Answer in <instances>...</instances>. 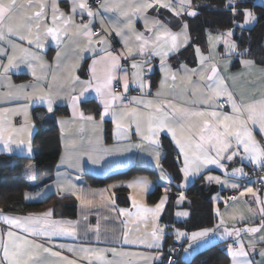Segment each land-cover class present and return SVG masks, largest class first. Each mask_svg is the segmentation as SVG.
I'll use <instances>...</instances> for the list:
<instances>
[{
    "label": "snow or ice",
    "instance_id": "snow-or-ice-1",
    "mask_svg": "<svg viewBox=\"0 0 264 264\" xmlns=\"http://www.w3.org/2000/svg\"><path fill=\"white\" fill-rule=\"evenodd\" d=\"M238 0H229L232 7L229 9L233 13V21L243 17L242 23H234V28L241 31L246 25L251 24L258 18L249 9L241 10L237 7ZM158 5L173 13V20L160 19L159 8H155V14L147 15L150 8ZM226 7H228L226 5ZM50 10V17H49ZM101 10L104 12H117L123 19L106 20L101 16ZM197 13L192 10L191 0H100L98 9H93L88 0H70V10L65 13L59 7L58 0H26L21 3L20 0H0V80L11 82L10 73L14 70H20L24 65L31 75L37 80L46 79V77L37 76L36 68L45 67L43 57L38 54L40 49L45 47V41L49 38L55 41L57 46L69 36L79 38L78 47L80 51L103 52L97 59H94L90 66L91 78L88 81H81L79 77L71 76L68 84L71 93L74 95L65 96L69 100L73 109V116L79 115L80 119L87 120L93 126L99 129L102 125L105 115H111L115 124L114 138L117 141L130 139L129 129L135 124V134L140 138L137 144H130L128 148H142L145 143L151 149V153L160 167L162 145L159 140L161 132L166 131L171 135L172 140L179 148V153L183 155V167L180 171L183 178L187 180L190 176L198 175L201 171L210 165L218 168H225L224 162H232L239 156L241 160H248L258 168L264 169V144L257 141L253 135V126L259 127L261 133H264V94L260 99L244 100L238 98L232 91L228 90L225 77L222 76L215 63H209L212 59L223 60L225 57L236 54L238 45L232 39L234 29H229L225 33H220L216 37L209 36L212 43H223L224 53L218 57L213 49L211 57H205L196 48V53L200 57V69H189L186 65H181L183 75L179 71L173 72L171 66L167 64L170 55L179 51L180 47L186 46L189 41L187 34L188 24L183 20L184 15L195 16ZM86 15L87 22L83 17ZM80 16V22L76 17ZM99 18L101 31L94 30V22ZM139 18L143 20L145 31H138L135 27V21ZM174 24L179 26L180 31H173L169 26ZM115 33L120 38L122 50L114 54L111 45V34ZM95 39L96 45H93ZM19 41V42H17ZM24 42L31 47H25ZM33 48L36 51H33ZM247 51V50H245ZM19 53V55H18ZM241 53L240 55H243ZM139 57V59H137ZM159 57L161 71L164 73V79L160 83V89L166 87H175V82L179 78L188 85L186 92L192 96H198L197 99L188 101L191 107H182L172 104L171 101H144L142 98L131 97L127 104L123 103L125 96L118 94L113 88V81L122 80L123 92L127 93L130 87L129 73L121 65V60H132L131 63V83L143 92L146 87L145 73L151 72V63L153 58ZM60 58V52H57V60ZM82 58V57H80ZM245 66L252 65V60H242ZM101 70H97V66ZM78 66V65H76ZM118 70L122 75L118 76ZM210 73V74H209ZM198 80H193L197 77ZM171 77L172 84H169ZM55 79V76L53 77ZM80 85L77 92L75 85ZM150 87V84L147 85ZM20 95L29 102H39L46 104L48 112L53 111V105L57 99L61 98L60 91H53L52 85H47V90L40 87L39 84H27L13 86ZM29 88L31 92L27 91ZM89 89H94L96 96L103 106L101 121L96 122L94 116H85L79 110L81 103L88 101ZM199 94V95H198ZM161 91H157L156 96L160 97ZM226 97L221 102L220 98ZM230 104L231 114L223 111L224 105ZM136 105L137 107H133ZM200 106H207L210 110H201ZM143 109H151L144 111ZM119 109L117 111L116 109ZM22 113L24 122L16 126L9 118L11 115ZM64 121H61L63 124ZM33 125L29 118L28 105L21 109L0 110V145L3 149L11 152L13 146L26 149L28 153L32 149V130ZM99 144V141H97ZM96 153H110L112 149L97 147L93 149ZM88 159L93 163H99L102 155L94 156L92 152L85 153ZM31 166H29V173ZM232 174L235 176L245 175L243 168L233 167ZM161 175H164L161 169ZM208 181L220 183V177L207 176ZM226 185L227 180L223 181ZM139 186L147 190L148 182L137 181L129 186ZM232 188H238L235 182L231 183ZM69 188L75 186L69 184ZM106 190L96 192L89 190L85 193L81 190L79 195L73 190L72 194L80 201L84 207L91 206L94 198L99 196L102 201L109 203L112 211H118L119 215L132 217L133 213L128 209H117L115 200H109L104 195ZM165 196L154 207L148 208L136 201L133 205L136 208V215L147 220V214H151L153 219V229L149 234L151 242L147 239H141L139 243L145 244L148 248H161V242L164 236V228L157 223L159 215L167 201L169 188H165ZM256 200V203L262 205L259 209L260 224L256 227H229L223 219L222 214L217 210V216H221L220 223L215 229H202L188 235L185 232L177 230V237L187 236L190 243L199 241L207 237L211 232H217L225 240L231 239L232 243L227 244V252L231 256V264H264V248L259 250L260 261L252 258V253L256 251L257 243H264V200H261L251 187L245 189ZM244 195V192H241ZM91 197V198H90ZM29 198V194H26ZM184 199L181 193L177 203ZM233 201L236 197L231 198ZM249 208V212H251ZM53 210L49 209L39 215H28L24 217H10L0 210V221L7 225L6 229H0V264H51L49 256L57 257L60 264H78L75 259H69L62 256L60 251H53L51 246L52 238L55 236H76V222L51 219ZM177 216H188L187 212H177ZM231 219L236 220V213L228 214ZM87 217H85L86 219ZM239 221H254L255 214L251 217L239 215ZM15 229L26 234H20ZM222 229V230H221ZM99 233V226L96 228ZM259 233L257 237L255 234ZM6 237V238H5ZM29 237L42 238V242ZM99 239V235H97ZM124 243H135L130 241L127 232L124 233ZM59 248H67L74 254H82L80 259L93 264V259L98 264H112L107 261L103 255L106 250L88 247L75 248L73 246L60 244ZM116 254V249H111ZM44 254H49L48 256ZM162 253L158 251L155 256L145 255L143 259L145 264L151 261H159V264H174L173 261L161 259Z\"/></svg>",
    "mask_w": 264,
    "mask_h": 264
},
{
    "label": "crops",
    "instance_id": "crops-1",
    "mask_svg": "<svg viewBox=\"0 0 264 264\" xmlns=\"http://www.w3.org/2000/svg\"><path fill=\"white\" fill-rule=\"evenodd\" d=\"M90 0H88L89 2ZM242 0H238L241 2ZM254 3L264 6V0H253ZM21 3H26V0H20ZM127 2V0H126ZM59 7L65 13L70 10V0H58ZM192 10L195 11L194 0H191ZM229 4V3H228ZM230 5V4H229ZM99 5L93 7V9H98ZM155 8H159V18L164 20H173V13L167 9L154 5V8H150L147 11V15L152 16L155 14ZM250 10V9H249ZM101 16L106 20L109 19H123L119 17L117 12L109 11L104 12L101 10ZM50 17V10H49ZM86 15L83 17L84 22H87ZM77 22H80L81 17H76ZM183 20L187 22L186 15L183 16ZM255 22V21H254ZM252 22L251 24H253ZM242 23V22H237ZM188 24V22H187ZM173 31H180L179 26L174 24L169 25ZM135 27L138 31H145V26L143 20L137 18L135 21ZM100 29L99 18L94 22V30ZM234 29V35L237 28ZM227 30L211 32L208 31L206 34V47L203 48L201 45L193 42L190 28L188 26L187 34L189 36V41L186 46L180 47L179 51L172 54L167 59V64L171 66L173 72L179 71V75L182 76L183 72L180 70V66L186 65L189 69H200V57L196 53V48L200 49L205 57H211L213 55V49L217 57L224 53L223 43H215L214 41L210 43L209 36L213 38L218 36L220 33H225ZM234 35L232 39H234ZM111 45L115 53H119L122 50V43L120 38L111 34ZM235 40V39H234ZM79 38L75 36H69L65 38L62 43L57 46L55 41L50 38L45 41V47L40 49L38 54L43 57V63L45 67H37V76L46 77L37 81L28 69L21 65L20 70H14L10 73L11 82L0 80V110H14L21 109L22 106L28 105L29 118L31 120L33 127L32 130V149L31 153H28L26 149L16 148L13 146L12 151L8 152L3 149L0 145V155L4 156H16V157H32L36 152V147L33 143L34 134L36 131V124L33 117L34 109L40 108L45 110L47 113L51 114L54 109L58 106L67 107L69 114L66 116H58L56 118V123L58 125L59 142H60V155L56 164L50 169L39 172L33 163H29L27 166H31V172L26 176L24 169V175L28 180V188L24 191V200L28 203H40L46 202L43 207L36 211H30L22 214H4L10 217H24L28 215H39L47 212L49 209L53 210V215L51 219L62 220V221H72L76 222V236H55L52 238L53 244L46 245L51 246L53 251H60L62 256H66L69 259H75L78 264H88V261L81 260L80 253H72L67 250V248H59L60 244L73 246L75 248L88 247L95 249L106 250L103 255L107 261H111L112 264H145L143 256L152 255L155 256L158 251L162 253L161 259L166 252V248L169 247L168 240L172 243H178L176 226L181 232L191 231L189 226V213L188 216H175L174 219L169 218L166 214V205L169 200L170 194L167 193V201L163 206V209L159 215L157 223L160 227L164 228V236L161 242V248L158 250L156 248H148L145 244L139 243L141 239H147L151 242L150 233L153 229V219L151 214H147V220L143 217H138L136 215V208L133 205V201L141 204L145 207L152 208L165 196L162 194L161 198L157 203H150L148 201L149 194L155 189V180L161 182L165 186H170L172 180L170 175L161 166V158L159 160L160 167H157V162L151 153V149L145 143L142 148H128L130 144H137L140 142V138L135 134V124H132L129 129V137L127 140L117 141L114 138L115 124L112 120L111 115H105L102 125L99 129L95 128L93 124L87 120L80 119L79 115L73 116V109L68 99L65 96L74 95L76 93H71L68 81L71 76L79 77L81 81H88L91 78L90 66L94 59H97L99 55H103V52L97 51L93 53L92 51H80L78 47ZM19 42V41H17ZM236 42V41H235ZM93 45H96L95 39L93 40ZM25 47H31L24 42ZM33 51L36 49L33 48ZM60 52V58L57 60V52ZM194 52V62H189L188 57L190 52ZM242 52L236 49V54L232 56L225 57L223 60L212 59L209 63H215L218 66V70L222 76L225 77V82L229 91H232L238 98L244 100L260 99L262 94H264V63H257L251 57L246 55H240ZM19 55V53H18ZM82 57V58H80ZM4 63H7L6 58ZM139 59V57H137ZM242 60H252L254 63L249 66H245ZM131 63L132 60H121V65L129 73V83L130 87L127 93L123 92L122 80L113 81V88L118 94H123L125 99L123 103L127 104L131 97L142 98L144 101L154 100V101H171L172 104L182 107H191L188 101L197 99L198 96H192L190 92L185 90L188 85L181 81L179 78L175 82V87H166L160 89V83L164 79V73L161 71L159 57H155L151 63V72L145 73L146 87L143 92L139 88L131 83ZM78 65V66H76ZM97 70H101V66H97ZM155 74V83H152V78ZM210 74V73H209ZM122 73L118 70V76ZM20 76H25L23 79H18ZM55 76V79L53 77ZM193 80H198L197 77H193ZM27 84H39L40 87L47 90V85H52L53 91H60L61 98L57 99L53 105V111L50 113L47 110L46 104H40L39 102H29L26 101L20 93L13 86L27 85ZM150 84V87L147 85ZM169 84H172L171 77H169ZM77 92L80 89V85H75ZM27 91L31 92L32 89L29 88ZM157 91H161L162 95L160 97L156 96ZM88 96V101L96 105L99 109V115L94 112L89 111L87 108L82 106L83 103L79 105V110L84 113L85 116H94L96 122L101 121V113L103 112V106L100 103L99 98L96 96L94 89H89L86 94ZM199 95V94H198ZM226 97H221L220 101H224ZM137 107L136 105H132ZM142 108V106H140ZM201 110L207 109V106H200ZM119 111V109H116ZM144 111H151V109H143ZM225 113L231 114V106L227 104L226 108H223ZM12 123L16 126H20L24 122V115L22 113L11 115L9 117ZM61 121H64L61 124ZM110 124V135L109 139L106 138V123ZM163 135H167L171 140V135L166 131L161 132L159 140L161 143V138ZM253 135L256 140L264 144V133H261L258 125L253 126ZM99 141V144L97 143ZM174 145L175 142L172 140ZM97 147H103L107 149H112L110 153H96L93 149ZM178 153L179 148L176 146ZM87 152H92L94 156L102 155V159L99 163L93 164L88 156L85 154ZM162 157V148H161ZM180 157V168L183 167V155L179 153ZM225 168H218L215 165H210L203 169L200 174L190 176L187 180L183 178L181 183L175 185L177 190L176 195L180 193H185V191L194 183L199 182V184H205L206 190L211 184L218 186V191L213 193L210 197L213 206L214 221L210 225L211 228L215 229L220 223L221 216H217V210L222 214L223 219L226 221L229 227H256L260 224L259 209L262 205L256 203L255 198L248 192L245 191L246 188L251 187L254 192H256L261 200H264V191L255 188L254 183L251 180L243 181V175H233L232 170L235 168H243V172L250 168H256L248 160H241L239 156L234 158L232 162H224ZM135 168V171L131 172L129 176H123L129 169ZM161 169H163L164 175H161ZM143 170V171H138ZM151 170L154 174H149L146 171ZM50 172V174H48ZM217 176L220 177L221 182L208 181L207 176ZM108 179L105 184L94 183L97 179ZM148 182L147 190H143L139 186H132L137 181ZM227 180L229 183L226 185L223 181ZM237 183L238 188H232L231 183ZM74 185L75 188L71 189L68 185ZM165 188V187H164ZM76 191V195H79L81 190L87 193L89 190L100 192L106 190L104 195L109 198V200H115V207L117 209H128L133 213L132 217L119 215L118 211H112L111 205L105 201H102L99 196L94 198V203L91 206L84 207L81 205L80 201L76 199V195L72 194V191ZM236 193V200L233 201L231 198V193ZM244 192V195H241ZM26 194H29V198H26ZM119 194L126 196L127 204L118 203L117 197ZM186 194V193H185ZM62 197H68L70 200L75 201L77 204L76 215H60L55 211V204L58 199ZM91 198V197H90ZM189 204V201H188ZM251 208V212H249ZM229 213H236L237 219L233 220L228 215ZM255 214L254 221L245 220L239 221V215H244L245 217H251ZM85 217H87L85 219ZM182 218V219H181ZM99 226V233L97 234L96 228ZM8 226L0 221V229H6ZM18 233L26 235L20 232L19 229H15ZM222 230V229H221ZM127 232L128 239L130 241H136L135 243H124V233ZM99 235V239H97ZM257 237L259 233L255 234ZM187 237V236H184ZM210 239L218 242H225V244L232 243L231 239L225 240L217 232H211L209 234ZM6 238V237H5ZM36 239L37 242H42V238L39 237H29ZM211 239V240H212ZM209 240V241H211ZM205 245H200L198 243L192 244L191 247H183L180 244V258L189 261L198 251L205 248ZM264 248V243H257L256 251L252 253V258L259 262L261 257L259 256V250ZM111 249H116V254H113ZM2 255V251H0ZM48 256L49 254H44ZM51 264H60V260L57 257L49 256ZM93 264H98L95 259H93ZM149 264H159V261H151ZM231 264V256L229 254V262Z\"/></svg>",
    "mask_w": 264,
    "mask_h": 264
},
{
    "label": "trees",
    "instance_id": "trees-1",
    "mask_svg": "<svg viewBox=\"0 0 264 264\" xmlns=\"http://www.w3.org/2000/svg\"><path fill=\"white\" fill-rule=\"evenodd\" d=\"M194 3L197 14L195 16L186 15V20L193 42L203 48L206 47V34L208 31L218 32L234 28V23H237L242 18L239 17L235 22L233 21V13L229 10L232 5L228 4V0H194ZM236 6L241 10L250 9L258 18L252 27L245 28L243 31L237 28L234 39L238 49L244 53L243 55L251 57L257 63H264V6L254 3L253 0H242ZM155 77L154 74L152 83H155ZM23 78L25 76L18 77V79ZM83 105L89 111L99 115L98 107L90 101L83 103ZM68 114V108L62 106L56 107L51 114L40 108L34 109L33 117L36 131L33 143L36 147L35 154L30 158L0 155V210L11 214H22L39 210L50 201L28 203L24 200L23 193L28 188V180L24 175V169L29 163H33L39 172L43 171L45 173L46 170H50L56 164L60 155L56 118ZM105 130L108 140L110 135V124L108 122ZM161 145L162 157L160 163L162 168L170 175L172 184L168 187L155 180L156 187L148 196L150 203H157L162 194L165 193V188L170 189L168 192L170 198L176 196L177 190L174 186L182 181L180 157L176 146L167 135L162 136ZM133 171H135V168L129 169L122 175L129 176ZM146 172L154 174L151 170ZM108 179H97L94 180V183L105 184ZM185 193L190 200L188 205L192 212L189 226L191 228H199L212 225L215 218L212 202L210 199L204 198L199 182L191 185ZM117 201L121 204H127L126 196L123 194L118 195ZM76 209V202L68 197L58 199L55 204V211L60 215L75 216ZM168 243L169 247L166 248L163 259L168 252H171L174 245L180 246V244L171 243L169 240ZM177 256V264H227L229 262V253L225 242H218L205 247L198 251L189 261L180 258L179 253Z\"/></svg>",
    "mask_w": 264,
    "mask_h": 264
},
{
    "label": "rangeland",
    "instance_id": "rangeland-1",
    "mask_svg": "<svg viewBox=\"0 0 264 264\" xmlns=\"http://www.w3.org/2000/svg\"><path fill=\"white\" fill-rule=\"evenodd\" d=\"M228 3H229V0H228ZM238 22H243V17ZM253 24L246 25L245 28L252 27ZM25 170H27L25 172V174L27 176L28 175L29 166H27L25 168ZM180 195H181V193L179 195H176V196L172 197V198L169 197V200L167 202V205H166V214H168L169 215V218H171V219H174L175 216L177 217V215H176L177 212H186L187 211L189 213V217L192 214L191 209H190V207L188 205V201H190V200L188 199V196L185 193H183V196H184L183 201L180 202V203H177V201L180 198ZM209 228H211V227L210 226H205V227H199V228H191V231L186 232V233L188 235H190L193 232H198V231H201L202 229H209ZM174 230H176V233H177V230H180V229L176 226V228H174ZM211 239H210V237L208 235L207 237L201 238L196 243H198L200 245H205L206 247H208V246H210L212 244L217 243L216 241H213V239L212 240ZM209 240H211V241H209ZM177 241L183 247L188 246L189 243H190L188 237H179V238H177ZM192 244H194V243H192Z\"/></svg>",
    "mask_w": 264,
    "mask_h": 264
},
{
    "label": "built area",
    "instance_id": "built-area-1",
    "mask_svg": "<svg viewBox=\"0 0 264 264\" xmlns=\"http://www.w3.org/2000/svg\"><path fill=\"white\" fill-rule=\"evenodd\" d=\"M90 5L93 7H96L99 5L100 0H90ZM95 31L99 32L98 28L95 29ZM223 102V101H221ZM227 107V104L224 105V108ZM243 181L251 180L254 183V186L258 190L264 191V169L261 168H250L246 171L245 175L242 176ZM232 197L236 196L235 192L231 193ZM181 248L179 245H174L171 249V252H168L166 255L167 259H170L174 262V264H177L178 262V253L180 252ZM165 264H167V261H165Z\"/></svg>",
    "mask_w": 264,
    "mask_h": 264
},
{
    "label": "water",
    "instance_id": "water-1",
    "mask_svg": "<svg viewBox=\"0 0 264 264\" xmlns=\"http://www.w3.org/2000/svg\"><path fill=\"white\" fill-rule=\"evenodd\" d=\"M188 60H189V62H194V52L193 51L190 52ZM200 190H201V192H202V194H203L205 199H210L212 194L218 191V186L215 185V184H211L209 186V188L206 190V185L205 184H201L200 185Z\"/></svg>",
    "mask_w": 264,
    "mask_h": 264
}]
</instances>
